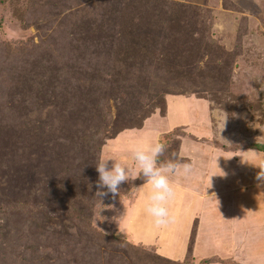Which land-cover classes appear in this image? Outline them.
Returning <instances> with one entry per match:
<instances>
[{
    "label": "rangeland",
    "instance_id": "1",
    "mask_svg": "<svg viewBox=\"0 0 264 264\" xmlns=\"http://www.w3.org/2000/svg\"><path fill=\"white\" fill-rule=\"evenodd\" d=\"M154 141L192 165L164 226L131 154ZM262 144L264 0H0V264H264V187L234 194L231 249L197 199L255 180ZM99 159L130 170L115 197Z\"/></svg>",
    "mask_w": 264,
    "mask_h": 264
},
{
    "label": "clouds",
    "instance_id": "2",
    "mask_svg": "<svg viewBox=\"0 0 264 264\" xmlns=\"http://www.w3.org/2000/svg\"><path fill=\"white\" fill-rule=\"evenodd\" d=\"M164 150L165 146L158 141L147 146L133 145L131 148L132 159L138 173L145 178V182L150 187L144 212L158 226H164L171 220L167 208V202L173 192L170 177L174 175L187 177L192 173L190 163H180L174 160L160 161L159 157ZM108 160L99 159L95 165V170L98 173L95 195L99 198H103L109 193L114 197L117 196L120 186L127 182L130 176L127 166L113 159L114 163L109 166ZM254 167L259 169L255 175L257 186L264 187V159ZM114 220L118 223V219Z\"/></svg>",
    "mask_w": 264,
    "mask_h": 264
},
{
    "label": "crops",
    "instance_id": "3",
    "mask_svg": "<svg viewBox=\"0 0 264 264\" xmlns=\"http://www.w3.org/2000/svg\"><path fill=\"white\" fill-rule=\"evenodd\" d=\"M247 158V157H246ZM236 164V168L238 167L239 164V159L238 160H233ZM253 166V165H252ZM244 169L248 170V166H243ZM256 168V167H255ZM235 171H237L235 169ZM258 170H255V173ZM252 175L255 176L256 174L254 173L253 169L251 170ZM250 172V173H251ZM221 178V176H220ZM247 181V180H246ZM249 184L246 183H239L236 186H232L230 189H228L227 193H229V197L230 199L228 200L229 202L222 201L223 200V193L226 190H219V191H215L214 197L211 196L210 193H206L204 194V196H207V203L205 202L206 200L204 199L202 201L201 197H197V199L199 201H201L205 206H206V211H208L209 213L211 212L214 216H216V220L219 221V223H217V225H220L219 229H216L215 232L218 233V238L220 239V241H224V243L221 245L223 249L229 248L231 249L232 246L234 245L235 242L237 241H246L249 242L250 240L253 241L254 240V236L252 238H247L245 237V234H241V232H243V228H241V219L243 220H247L248 218H243V215H238V211H237V198H234V194L237 197L238 194H240L239 192H237V190L243 189V188H247L249 189V187H254L257 186V181L256 180H252L251 182H248ZM246 192V191H245ZM249 194V193H248ZM207 212V213H208ZM208 213V214H209ZM229 213V214H228ZM215 222H218L216 221ZM250 222L252 219H248ZM250 233V232H249ZM228 243V244H226Z\"/></svg>",
    "mask_w": 264,
    "mask_h": 264
},
{
    "label": "trees",
    "instance_id": "4",
    "mask_svg": "<svg viewBox=\"0 0 264 264\" xmlns=\"http://www.w3.org/2000/svg\"><path fill=\"white\" fill-rule=\"evenodd\" d=\"M253 147V146H252ZM256 149H258V150H261V151H264V144H262V145H255L254 146ZM164 157H159V160L160 161H167L166 159L164 160L163 159ZM179 158V157H178ZM108 238H111L112 240H117L118 239V237L116 236V235H111V236H108ZM132 247V246H131ZM204 262H207L206 260H204Z\"/></svg>",
    "mask_w": 264,
    "mask_h": 264
}]
</instances>
